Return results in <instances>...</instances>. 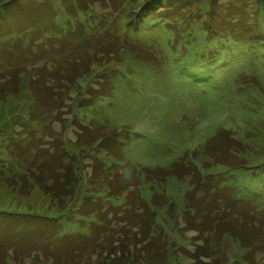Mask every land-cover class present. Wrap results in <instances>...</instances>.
<instances>
[{"label": "rangeland", "instance_id": "rangeland-1", "mask_svg": "<svg viewBox=\"0 0 264 264\" xmlns=\"http://www.w3.org/2000/svg\"><path fill=\"white\" fill-rule=\"evenodd\" d=\"M25 1L21 9L24 13H33L34 17L52 10L49 8L51 0ZM52 2L58 11L57 21L62 25L66 23L65 27L78 22L94 24L103 14L108 16L106 21L111 27L123 26L126 19L133 24L128 31L129 39L153 45L162 58L159 65L150 64L138 61L128 50L122 51L120 61L110 62L105 67L109 73H114L112 95L97 99L90 107L79 108L77 104L85 88L95 84L96 74L104 72V65L95 66L94 74L79 79L80 86L68 92L64 106L52 118L37 112L35 117L39 120L29 125L32 133L25 124L20 128L22 121H30V110L35 105L25 79L18 93L0 103V154L3 157L0 160V211L42 214L50 209L61 211L53 212V216H59L62 234L86 235L96 219H108L118 230L121 228L119 219L125 217L127 211L133 216L145 214V208L138 206L136 195L128 196L124 192L126 185V189L129 186L134 189V194L139 192L155 211L154 224L158 222L157 227L165 232L169 241V264H245L242 256L247 251L234 239L222 234L206 236L190 229L192 226L209 229L210 224L198 222L200 218H196V213L188 211L191 200L187 193L201 188L199 195L212 201L215 212H223L232 201L230 193L264 203L261 192L264 187L261 169L264 165V42L236 41L232 35L220 37L202 29L201 23L210 12V0H163L152 9L151 17L138 21L140 13L132 17L147 0H84L77 5L82 9L78 7L77 17H69L59 0ZM231 2L218 0L217 6L222 10V7H230ZM245 2H251L249 8L252 9L244 27L254 26L257 10L252 6L253 0ZM263 13L261 9L258 15V31L262 35ZM240 20L236 18L241 25ZM13 132L24 138L25 151L31 147L30 142L36 140L35 153L42 159L59 154L61 148L72 154V168L76 169L78 180L74 194L63 201L64 204L48 196L31 178L20 182L15 189L6 187L7 175L23 176L29 170L37 172L36 166L41 164V160L32 161V156H8L6 140ZM227 132L244 146L243 155L237 153L234 160L245 157V166L249 169L216 164L215 157L210 156L209 146L223 141ZM218 147H214L217 148L214 152L223 156ZM225 148L223 146V150ZM28 157L24 164L23 160ZM178 163L194 164L203 183L192 186L191 179L180 177L182 174L159 179L149 176L144 169L166 168ZM26 174L30 176L29 172ZM86 200L103 206L99 210L98 206L94 207L97 210L92 207L88 209L90 215L81 216ZM124 224L129 232L128 239L126 235L123 237L126 242L132 235L130 222ZM199 246L215 253L208 258L204 251H197ZM122 248L121 244L116 250ZM125 248L130 250V246ZM6 251L2 249L0 257ZM99 253H104L98 255L101 259L105 252L98 250ZM118 254L121 253H117L116 258Z\"/></svg>", "mask_w": 264, "mask_h": 264}, {"label": "trees", "instance_id": "trees-1", "mask_svg": "<svg viewBox=\"0 0 264 264\" xmlns=\"http://www.w3.org/2000/svg\"><path fill=\"white\" fill-rule=\"evenodd\" d=\"M59 1L69 17H77L79 11H77L79 7L77 5L84 0ZM147 1L132 18L138 16L139 13L137 21L142 20L143 17H151L152 9H156L157 3L161 4L163 0ZM229 1H232L230 7H222L220 10L221 8L217 6L218 0H210V14L208 13L207 18L201 23L204 27L202 29L209 30L220 37L232 35V39L236 41L256 39V42L259 40L264 42V35L258 31V15L261 9H264V0H253L252 6L257 10V14L254 26L249 27H244V24L251 16L252 8H249L251 2H245L247 0ZM19 4H22L21 7ZM25 4V0H0V103L7 96L18 93L26 79L35 99V105L30 110V121H22L20 128L25 124L30 133L33 130L29 125L39 120L35 117L37 112H43L45 117L52 118L64 106L68 92L77 85L80 86L79 79L93 75V69L97 65H104V72L96 74L98 80L95 84L85 88V93L80 96L77 107H90L97 99L110 97L113 92L114 73H109L105 67L110 62L120 61L122 51H130L138 61L160 64L158 61L162 57L153 45L129 39L128 31L133 24L127 23L126 19L124 23L122 22L123 26L111 27L110 22L106 21L108 16L101 14L102 18L94 24L78 22L74 26L70 24L65 27L66 23L62 25L56 19L58 11L53 6L52 0L51 4L49 3L51 12H40L36 17L33 13L23 12L21 8ZM79 9L82 10L80 7ZM130 15L132 16V13ZM169 16L172 18L171 15ZM158 17L162 18V16ZM236 18H241L242 26L238 24ZM186 30L190 31V29ZM145 52L148 57H145ZM22 139L24 140L23 137L19 138L17 132H13L6 140V146L9 144V148L5 151L8 156L15 157L17 154L18 157L25 158L32 156V161L41 160V164L36 166L37 172L27 171L30 174L29 177L26 176L27 172L23 176L14 173L11 176L7 175L9 180L6 187L15 189L20 182L25 183L31 178L48 196L64 204L63 201L68 200L74 194L78 180L76 169L72 168L74 164L72 154L61 148L62 151H59V154H52L50 159L47 157V160L42 159L38 153H35L38 149V145H35L36 140L30 142L31 149L27 148L25 151L22 148ZM52 139L55 141L56 137ZM241 143L227 132L226 138L209 146L208 152L211 157H215L216 164L247 170L249 167L245 166L247 163L245 157L241 156L242 160H234V155L237 153L243 155L244 146ZM217 145L221 147L220 150L223 152L220 154L224 157L214 152L217 149L214 147ZM222 145L226 147L224 150ZM214 154L215 156H212ZM29 157L23 160V163L28 161ZM1 159L3 157L0 154ZM144 169L149 176L153 175L159 179L177 177L182 174L183 176L180 177H189L192 186L196 187L198 183L202 184L204 181L198 168L192 163L186 166L178 163L166 168L145 167ZM261 169L264 171V165ZM117 176L116 179L119 178V175ZM200 189L193 188L187 193V198L191 200L188 211L196 213V218H200L198 222H207L210 226L209 229L199 226H192L190 229L206 233V236H220L221 234L228 236L246 249V254L242 256L245 264H264L261 262L264 260V203L258 204L254 200L234 197V194L230 193L229 197L232 201L226 204L223 212L222 210L215 212L211 206L212 201L202 197V194L199 195ZM226 189L231 188L226 187ZM124 192H127L128 196L136 195L139 200L138 206L145 208V214L133 216L125 210L126 218L119 219L121 228L118 230L116 226L107 222L108 219L104 221L96 219V222L91 223L90 233L83 236L66 234V232L62 234V227L58 221L59 216H53V212L61 213V211L50 209V212L47 211L45 214L38 211L35 213L0 211V252L4 248L7 250L0 257V264H169L167 255L169 241L165 232L157 227L158 222L154 224L155 211L140 197L139 192L134 194L135 191L130 189V186L126 189L125 185ZM261 192L264 193V187ZM86 202L81 216L90 215L88 209L92 207L98 206L99 210L103 206L97 202L96 204L88 200ZM126 222H130L132 237L125 242L123 237L125 235L127 239L129 237V232L126 230L128 226L124 224ZM121 244L123 248L116 250V247L118 248ZM128 246H130L129 251L125 248ZM98 250H103L107 255L99 259L98 255L104 253L98 254ZM197 251H204V247L199 246ZM119 252L121 254H118L119 258H116ZM204 253L210 258L209 256L215 252L204 251ZM258 254L261 258H258ZM213 259L216 260V258ZM217 262H219L218 257Z\"/></svg>", "mask_w": 264, "mask_h": 264}]
</instances>
